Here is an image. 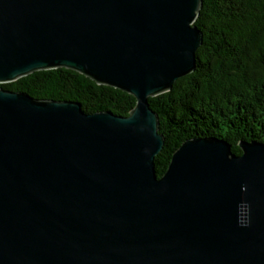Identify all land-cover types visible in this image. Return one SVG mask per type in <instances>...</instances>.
Instances as JSON below:
<instances>
[{
	"label": "water",
	"instance_id": "95a60500",
	"mask_svg": "<svg viewBox=\"0 0 264 264\" xmlns=\"http://www.w3.org/2000/svg\"><path fill=\"white\" fill-rule=\"evenodd\" d=\"M203 0H0V84L67 69L128 116L0 88V264H264V143L165 145L149 99L196 70Z\"/></svg>",
	"mask_w": 264,
	"mask_h": 264
},
{
	"label": "trees",
	"instance_id": "16d2710c",
	"mask_svg": "<svg viewBox=\"0 0 264 264\" xmlns=\"http://www.w3.org/2000/svg\"><path fill=\"white\" fill-rule=\"evenodd\" d=\"M195 26L203 35L196 70L149 99L165 138L155 158L159 177L189 139H224L236 155L240 142L264 143V0H203ZM0 88L77 102L88 114L125 117L136 104L133 96L67 69L36 72Z\"/></svg>",
	"mask_w": 264,
	"mask_h": 264
}]
</instances>
